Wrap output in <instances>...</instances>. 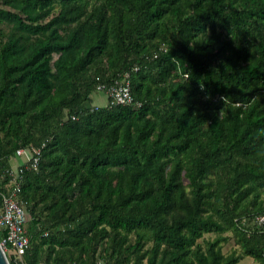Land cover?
Masks as SVG:
<instances>
[{
    "label": "trees",
    "instance_id": "obj_1",
    "mask_svg": "<svg viewBox=\"0 0 264 264\" xmlns=\"http://www.w3.org/2000/svg\"><path fill=\"white\" fill-rule=\"evenodd\" d=\"M2 23L0 192L39 150L26 264H264V0H0ZM124 72L134 103L95 104Z\"/></svg>",
    "mask_w": 264,
    "mask_h": 264
},
{
    "label": "built area",
    "instance_id": "obj_2",
    "mask_svg": "<svg viewBox=\"0 0 264 264\" xmlns=\"http://www.w3.org/2000/svg\"><path fill=\"white\" fill-rule=\"evenodd\" d=\"M137 69V67H134ZM96 91H102L106 95L105 106L127 105L134 103L131 93L129 72H124L121 77L106 84L99 82ZM92 109H97L94 105ZM18 156L26 155L27 161L31 162L32 168L36 169L39 161V150H27L19 148L16 151ZM7 191L0 192V245L4 249L10 264H26L24 254L29 247V235L26 228L27 213L17 196L21 190L20 183L14 175L6 184ZM256 223L264 225V215L255 218Z\"/></svg>",
    "mask_w": 264,
    "mask_h": 264
},
{
    "label": "rangeland",
    "instance_id": "obj_3",
    "mask_svg": "<svg viewBox=\"0 0 264 264\" xmlns=\"http://www.w3.org/2000/svg\"><path fill=\"white\" fill-rule=\"evenodd\" d=\"M0 29L2 31V34H1L2 39H5L12 32L11 27L9 25H6L5 23H2L0 25ZM92 99H93V102L98 104V105L104 104L106 101V95L102 91H95L92 94ZM25 161H27L26 155H21L20 157L13 156V159L11 160V163H10V166L13 168V170L11 167H9V170H11L13 177L17 173V167L20 164L25 163ZM263 198H264V195H263ZM248 224L252 230L253 229V227H252L253 222L250 221ZM214 235L215 234H213V233H211V234L209 233V234H205L204 237L209 238V237H212ZM224 235H226L228 238L221 245L223 253L229 254L232 251H236L237 253H241V249H240L239 245L236 244L235 238L233 237L232 233L229 231V232L225 233ZM130 236H131V238H133L132 235H130ZM146 246H151V243H146ZM98 264H104V263L99 260ZM237 264H257V263L255 260H253L250 257H244Z\"/></svg>",
    "mask_w": 264,
    "mask_h": 264
},
{
    "label": "water",
    "instance_id": "obj_4",
    "mask_svg": "<svg viewBox=\"0 0 264 264\" xmlns=\"http://www.w3.org/2000/svg\"><path fill=\"white\" fill-rule=\"evenodd\" d=\"M0 264H10L8 257L6 256V253L1 245H0Z\"/></svg>",
    "mask_w": 264,
    "mask_h": 264
},
{
    "label": "crops",
    "instance_id": "obj_5",
    "mask_svg": "<svg viewBox=\"0 0 264 264\" xmlns=\"http://www.w3.org/2000/svg\"><path fill=\"white\" fill-rule=\"evenodd\" d=\"M105 103H106V101H105ZM105 103L104 104H99V106H104L105 105ZM96 104V103H95ZM98 105V104H97ZM40 264H44V263H40Z\"/></svg>",
    "mask_w": 264,
    "mask_h": 264
}]
</instances>
